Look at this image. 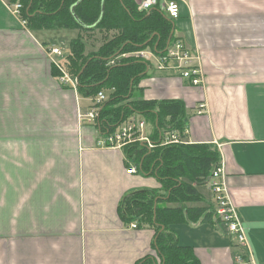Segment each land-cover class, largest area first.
<instances>
[{
  "label": "crops",
  "instance_id": "crops-1",
  "mask_svg": "<svg viewBox=\"0 0 264 264\" xmlns=\"http://www.w3.org/2000/svg\"><path fill=\"white\" fill-rule=\"evenodd\" d=\"M172 21L202 83L156 70L158 56L145 51L152 66L137 96L180 102L185 144L217 149L249 250L209 222L171 230L198 264H264V0H181ZM51 48L0 0V264H140L156 255V232L131 228L138 223H124L119 206L162 184L123 150L100 145L95 125L79 119L96 99L53 75ZM207 182L196 186L202 197Z\"/></svg>",
  "mask_w": 264,
  "mask_h": 264
},
{
  "label": "trees",
  "instance_id": "trees-1",
  "mask_svg": "<svg viewBox=\"0 0 264 264\" xmlns=\"http://www.w3.org/2000/svg\"><path fill=\"white\" fill-rule=\"evenodd\" d=\"M8 1L21 3V17L31 31H117L118 35L89 56L79 35L72 41L63 65L78 80L81 96L96 98L103 90L110 92L96 119L100 136L110 135L134 116L152 128L148 137L155 143L153 149L137 142L123 150L141 171L155 174L162 184L159 191L144 190L125 197L119 206L124 223L137 222V227H150L156 232V255L140 264H198L192 249L176 242L171 226L202 221L218 228L212 207L189 208L188 204L204 201L196 186L207 182L220 166L219 152L212 145H163L166 133L184 131V106L178 101L158 103L138 98L139 84L152 65L139 55L119 57L145 51L165 55L168 45L182 38L175 32L174 22L157 9L151 13L139 11L134 0ZM52 73L62 75L56 66Z\"/></svg>",
  "mask_w": 264,
  "mask_h": 264
},
{
  "label": "built area",
  "instance_id": "built-area-1",
  "mask_svg": "<svg viewBox=\"0 0 264 264\" xmlns=\"http://www.w3.org/2000/svg\"><path fill=\"white\" fill-rule=\"evenodd\" d=\"M7 7L14 14L24 26H27L25 20L21 17L22 5L18 1L16 3H10L8 0H4ZM137 4L138 10L144 13H151L157 9L165 14V16L172 20H177L181 16V0H134ZM167 53L157 57L156 70H170L176 69L181 71V77L189 80L194 86L202 83V73L199 65H194V61H198V57L194 56L191 48L182 38H176V40L167 47ZM154 54V53H152ZM62 52L58 48H51L49 50V56L54 66H56L62 75L59 80L62 84L69 86L76 90L78 80L67 73L63 63L57 60V56H61ZM139 56L146 58L149 61L148 55L145 52L138 54ZM125 56V55H124ZM105 92H100L96 99V104L92 109L85 114L79 113V119L81 121H89L94 125L101 109V104L107 100ZM198 114H203L206 108L204 103H199L195 106ZM147 123L145 120L138 117H131L127 121L119 125L113 133L103 137L101 146L111 147L124 150L128 145L142 142L148 149H153L155 143L145 134ZM188 131L184 129L183 132L166 133L163 139V145L171 144H185L184 138L187 137ZM136 168L131 167L127 170L128 174L136 173ZM211 182V188L214 194L215 205L214 211L217 218L224 224L225 230L230 236H236L237 242L249 250V244L247 240L246 228L239 215V212L232 201L227 184L226 177L223 171V166L220 164L214 171L208 182ZM131 228H137L136 224H131Z\"/></svg>",
  "mask_w": 264,
  "mask_h": 264
},
{
  "label": "rangeland",
  "instance_id": "rangeland-1",
  "mask_svg": "<svg viewBox=\"0 0 264 264\" xmlns=\"http://www.w3.org/2000/svg\"><path fill=\"white\" fill-rule=\"evenodd\" d=\"M78 31L76 29H45V30H41L40 33L44 37V39L50 43V46H53L61 50L62 55L57 56L56 58L58 61H61L63 63V61L70 54L72 41L79 37ZM116 35H118L117 31L94 30V31L81 32V36H83L82 41L85 45V54L89 56L91 54L97 53L101 48V46H103L108 41L112 40V38L115 37ZM138 54L140 53L125 55V56L120 55L119 57L120 59H122V57L138 56ZM75 91H77V89ZM103 91L105 92V95H107L108 97L110 92L107 90H103ZM90 110L86 112L83 111L81 113L85 114L88 113ZM200 191L204 198L203 203L207 204L208 208L212 207L214 209L215 206L213 207V205H215V200H214L213 190L211 188V182L209 181L204 186H201ZM194 204L197 205L200 203H194ZM214 215L217 216L216 214ZM218 220L219 219L217 217L213 218V221L217 224L218 228L224 229L225 228L224 224ZM231 238H233V240L237 242L236 236L232 235Z\"/></svg>",
  "mask_w": 264,
  "mask_h": 264
},
{
  "label": "water",
  "instance_id": "water-1",
  "mask_svg": "<svg viewBox=\"0 0 264 264\" xmlns=\"http://www.w3.org/2000/svg\"><path fill=\"white\" fill-rule=\"evenodd\" d=\"M172 35H173V32H172ZM172 35H171V37H172Z\"/></svg>",
  "mask_w": 264,
  "mask_h": 264
}]
</instances>
